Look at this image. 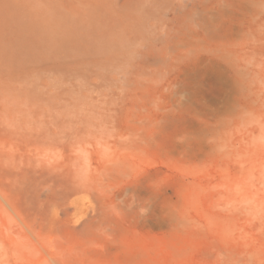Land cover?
<instances>
[{"label":"rangeland","instance_id":"1","mask_svg":"<svg viewBox=\"0 0 264 264\" xmlns=\"http://www.w3.org/2000/svg\"><path fill=\"white\" fill-rule=\"evenodd\" d=\"M0 264H264V0H0Z\"/></svg>","mask_w":264,"mask_h":264},{"label":"bare ground","instance_id":"2","mask_svg":"<svg viewBox=\"0 0 264 264\" xmlns=\"http://www.w3.org/2000/svg\"><path fill=\"white\" fill-rule=\"evenodd\" d=\"M263 126V125H262ZM112 146H114L113 149H110ZM126 148H134V149H139L140 148V145L139 143H137L136 140L128 137L126 134H122L121 135V138H119L118 142L115 143L113 145V143L111 142V140L109 139H100V148L99 149H96L95 152L97 154V156L100 158V162L97 163L96 159H95V156L92 152V150L87 147V146H84L83 147V152H84V162H85V172H86V186L84 187L85 189H89V180L90 179H93L94 177V171L95 169H98L97 168V165L98 164H101V166L106 169V170H111L112 167L114 169V166H117V167H120V166H123V165H127L129 163V157H128V154L127 152L125 151ZM113 159L114 160V163L112 164L110 162V160ZM88 180V182H87ZM45 192V191H44ZM2 195V194H1ZM95 199H97V201L99 200H103L104 199V196H102L101 194L99 195H95L94 196ZM4 198V196H3ZM6 199V198H4ZM9 203V202H8ZM2 204V203H1ZM10 204V203H9ZM67 209V208H65ZM97 210V209H96ZM106 211V210H104ZM19 215V214H18ZM21 217V216H19ZM88 217V216H87ZM2 218V217H1ZM21 219V218H20ZM82 219V218H81ZM2 221V220H1ZM24 222V221H23ZM3 223V222H2ZM88 223V220L87 221H84L83 224H87ZM74 224H77V223H74ZM67 225V224H66ZM12 226V225H11ZM28 226V225H27ZM19 228V227H18ZM21 228V227H20ZM13 229V228H12ZM16 229V228H15ZM69 229V228H68ZM63 230V228H62ZM67 230V228H66ZM70 230V229H69ZM23 231L24 228H23ZM23 231H20L23 233ZM65 231V230H64ZM63 231V232H64ZM26 232V231H25ZM62 232V233H63ZM21 233V234H22ZM46 236V235H45ZM38 237V236H37ZM43 237V236H42ZM4 239V238H3ZM2 239V241H3ZM34 239V238H33ZM38 239V238H37ZM63 239V238H62ZM6 244V242H4ZM38 243V242H37ZM42 243V242H41ZM29 244V243H28ZM77 244V243H76ZM80 244V243H79ZM27 245V244H26ZM30 245V244H29ZM39 245V244H38ZM45 245V244H44ZM53 245V244H52ZM12 246V245H11ZM32 246V244H31ZM13 247V246H12ZM24 248V246H23ZM41 248V247H40ZM18 249V248H17ZM26 249V248H25ZM31 249V248H30ZM35 249V248H34ZM38 249V247H37ZM13 250V248H12ZM16 250V249H15ZM55 250V249H54ZM18 251V250H17ZM48 252V250H47ZM17 253V252H16ZM56 255V254H55ZM17 257V256H16ZM50 258V257H49ZM48 258V259H49Z\"/></svg>","mask_w":264,"mask_h":264}]
</instances>
